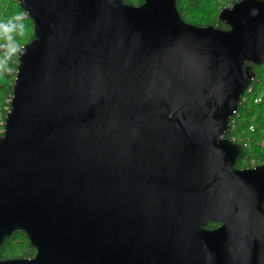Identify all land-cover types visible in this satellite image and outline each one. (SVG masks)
I'll return each instance as SVG.
<instances>
[{
  "label": "water",
  "instance_id": "water-1",
  "mask_svg": "<svg viewBox=\"0 0 264 264\" xmlns=\"http://www.w3.org/2000/svg\"><path fill=\"white\" fill-rule=\"evenodd\" d=\"M19 2L35 36L0 135V246L22 229L36 253L0 264H264V164L235 167L225 137L264 0L223 7L229 27L176 0Z\"/></svg>",
  "mask_w": 264,
  "mask_h": 264
},
{
  "label": "trees",
  "instance_id": "trees-1",
  "mask_svg": "<svg viewBox=\"0 0 264 264\" xmlns=\"http://www.w3.org/2000/svg\"><path fill=\"white\" fill-rule=\"evenodd\" d=\"M141 4L143 0H124ZM235 0H176L184 20L199 25L214 24L229 27L219 20L218 14L226 5ZM19 17V19H16ZM13 22L8 31L0 28V135L13 95L17 72L18 50L35 36L33 19L21 6L19 0H0V24ZM256 75L242 95L237 111L231 117L230 129L225 137L241 141L243 147L236 159L239 168L264 164V63L255 65ZM219 223L210 221L207 227ZM36 247L28 234L15 229L0 246V258L31 257Z\"/></svg>",
  "mask_w": 264,
  "mask_h": 264
},
{
  "label": "clouds",
  "instance_id": "clouds-1",
  "mask_svg": "<svg viewBox=\"0 0 264 264\" xmlns=\"http://www.w3.org/2000/svg\"><path fill=\"white\" fill-rule=\"evenodd\" d=\"M16 19H19V17H17ZM10 26H13V22L9 21L8 24H0V28H3L5 31H8Z\"/></svg>",
  "mask_w": 264,
  "mask_h": 264
},
{
  "label": "rangeland",
  "instance_id": "rangeland-1",
  "mask_svg": "<svg viewBox=\"0 0 264 264\" xmlns=\"http://www.w3.org/2000/svg\"><path fill=\"white\" fill-rule=\"evenodd\" d=\"M261 91H262V94H264V85H263V87H262V90H261Z\"/></svg>",
  "mask_w": 264,
  "mask_h": 264
},
{
  "label": "flooded vegetation",
  "instance_id": "flooded-vegetation-1",
  "mask_svg": "<svg viewBox=\"0 0 264 264\" xmlns=\"http://www.w3.org/2000/svg\"><path fill=\"white\" fill-rule=\"evenodd\" d=\"M235 167H237V166H235ZM249 167H253V166H249ZM237 168H239V167H237ZM243 168H247V167H243Z\"/></svg>",
  "mask_w": 264,
  "mask_h": 264
}]
</instances>
